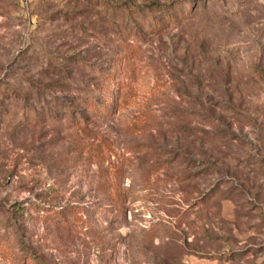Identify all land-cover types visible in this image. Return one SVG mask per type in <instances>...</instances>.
<instances>
[{
  "label": "rangeland",
  "instance_id": "1",
  "mask_svg": "<svg viewBox=\"0 0 264 264\" xmlns=\"http://www.w3.org/2000/svg\"><path fill=\"white\" fill-rule=\"evenodd\" d=\"M27 251L264 264V0H0V264Z\"/></svg>",
  "mask_w": 264,
  "mask_h": 264
},
{
  "label": "trees",
  "instance_id": "2",
  "mask_svg": "<svg viewBox=\"0 0 264 264\" xmlns=\"http://www.w3.org/2000/svg\"><path fill=\"white\" fill-rule=\"evenodd\" d=\"M144 20H146V19H144ZM163 20H164V23H162V24L160 23L161 24L160 25L159 21L149 19V21H148L149 23L148 24L151 27H154V28L157 29V28L165 25L167 22L174 21V19L170 18L169 16H167ZM142 22L145 23V21H142ZM118 63L119 62H114L112 64V66L116 67V66H118ZM99 74H100V76H103V82H106V81L109 82L112 79V77L114 76L115 71H114V73H111V74H108L107 72L105 73V75H102V73H99ZM99 88H103V87H99ZM46 94L50 97V99L44 98L43 102H39V104H42V108L45 109V107H46V109H48L49 111H52L51 110L52 109L51 106H53V104H55L56 108L61 109V112L63 114H67V116H68L67 121L69 122V124L84 123L85 120H87L89 115H93V114L104 115L108 111L107 110L108 109V105H105V104L104 105H101V104L98 105L97 104L98 102L96 100L92 99V98L81 97V98L76 99V100L78 102H81L82 104H84L83 106L85 108L81 109L80 111L86 112L87 116L86 117H82V118L79 117V116L76 117L75 114H77V110H75L72 107L73 102H74L73 98H71V100H68V101H63V100H61L60 97H57L52 92L48 91ZM75 98H77V97H75ZM24 114H26V110L25 109H24ZM56 114L57 113L52 112L50 117L54 118V117L57 116ZM58 116H61V114L58 115ZM101 140L103 141V139H101ZM18 210L24 211V207L19 205L18 206ZM51 213L53 215V216H51V218L53 217L55 219V222H59L60 220H63L66 223L65 217L62 215L61 211H53L52 210ZM2 252H5V250H2ZM37 262H39L37 260V258L32 253H29V251H27L26 254L23 257V261H22L21 264H34V263L37 264Z\"/></svg>",
  "mask_w": 264,
  "mask_h": 264
}]
</instances>
